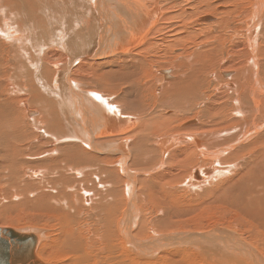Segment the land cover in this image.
I'll return each mask as SVG.
<instances>
[{
  "label": "bare ground",
  "instance_id": "6f19581e",
  "mask_svg": "<svg viewBox=\"0 0 264 264\" xmlns=\"http://www.w3.org/2000/svg\"><path fill=\"white\" fill-rule=\"evenodd\" d=\"M171 186L234 225L164 230ZM0 218L43 264H264V0H0Z\"/></svg>",
  "mask_w": 264,
  "mask_h": 264
},
{
  "label": "rangeland",
  "instance_id": "374dc122",
  "mask_svg": "<svg viewBox=\"0 0 264 264\" xmlns=\"http://www.w3.org/2000/svg\"><path fill=\"white\" fill-rule=\"evenodd\" d=\"M171 6V5H170ZM214 7V10L216 11V12H219V11H224V9H225V11H226V9L229 7V5H224L223 7H217V6H213ZM163 11L165 10V14L166 15H170V14H168V13H170L168 10H167V7L164 9H162ZM224 11V12H225ZM174 13H175V11H174ZM222 13L223 12H220L219 13V15L217 16L218 17V19H217V23L219 24V26H221V27H225L226 26V22L225 21H223L222 19ZM203 16H205V15H203ZM177 18V17H176ZM176 21V23H178V21H179V19L177 18V19H175ZM196 20H198V18L196 19ZM196 20H193L192 22L193 23H195V22H197ZM143 21H144V17H140V22H142L143 23ZM173 21V22H172ZM172 21H169V20H167V25L166 26H170L171 24H175V22H174V20H172ZM139 22V23H140ZM171 24H170V23ZM191 22V23H192ZM138 22H136V24H137ZM135 24V25H136ZM170 24V25H169ZM134 25L132 24V26H131V28H134V27H136V26H134ZM139 26V25H138ZM165 26V25H164ZM165 28L163 27L162 29H159L157 32H159V35H158V33H157V38L159 39V40H162V35H166L167 37H168V35H167V32L169 33V32H171L170 33V35H171V38H172V36H174L175 37V33H176V28H174V29H167V31H165L164 32V34H162V33H160L161 32V30H164ZM168 30H170V31H168ZM172 30V31H171ZM175 30V32L173 33V31ZM230 32H228V34H229ZM185 35V36H189V35H191V34H189V33H186V32H181V35ZM189 34V35H188ZM228 34L227 35H224V34H222L221 32H219L218 31V34H215V33H213V31H210V33H209V35L210 36H216V37H218L219 35L222 37V38H225L226 36H228ZM170 35H169V37H170ZM183 35V36H184ZM173 37V38H174ZM186 37V39H185V41H186V43H187V45L185 44V47L186 48H192V46L194 45V43L195 44H202V38H200L199 36H198V34H196V36L195 35H191V36H189L188 38ZM169 39V38H168ZM188 43H190V44H188ZM191 44H192V46H191ZM190 46V47H189ZM159 47H161V46H159ZM159 50H160V48H159ZM158 50V51H159ZM161 50H163V49H161ZM164 51H166V52H164ZM173 53V54H172ZM175 52L173 51H171V50H163V51H161V52H159V53H157V54H155V57H157L156 59H158L159 61L161 60V63H164L165 65H167L165 68H170V66H172L173 67V65H172V62L173 63H175V60L173 59L174 57V54ZM164 54V55H163ZM160 55V56H159ZM159 57V58H158ZM163 57V58H162ZM161 58V59H160ZM242 58L244 59V60H241V61H238L237 59H236V57L232 54V51L230 50L229 51V53H228V59L229 60H231V61H234V62H241V63H243L244 61H246V56H242ZM174 68V67H173ZM171 69V68H170ZM221 72H223V71H221ZM221 77H223V75L221 74ZM224 78V77H223ZM233 83V82H232ZM192 115V119H191V116H189V115ZM189 115H188V120L189 121H193L194 119H197V117H195V115H193V113H190ZM189 121H187L186 120V122H189ZM185 122V123H186ZM171 189L173 188H175V189H177V190H174V191H177V193H178V191L180 192V191H182V192H180L179 193V196H180V198L183 200V203L185 202V204H183V205H181V208L182 209H184V210H186V211H188V212H186L185 211V213H183V218L181 217V218H171L170 219V221H173V222H170V224H169V226L168 227H166L165 225H163L164 226V228H163V226H162V228L161 229H164V230H166V229H168L169 227L172 229H168L169 231H172V232H185V231H187V232H190V230H192V231H207V230H209L210 228V230H212L213 229V225L212 224H214V226L215 225H219V223H220V225L221 226H223V225H234L233 224V222H232V218H233V213L231 212V211H229V210H227V209H225V207L222 205V204H220L219 202H217L216 200H212V199H210L209 197L208 198H204V200H206L207 201V203H209V204H207L206 202V204H198V201H199V199L200 198H198V197H195L194 196V194L196 193H192V194H189L190 192H189V190H187V189H179L178 190V188L177 187H174V186H171L170 187ZM173 189H172V191H173ZM187 190V191H186ZM189 192V193H188ZM222 192L223 191H220L218 194H217V198L216 199H218V197H220V195L222 196L223 194H222ZM197 194V193H196ZM190 198H191V200H190ZM197 202H195V201ZM198 200V201H197ZM211 200V201H210ZM196 203V204H195ZM192 204H193V206H192ZM187 206V207H186ZM220 209V210H219ZM228 211V212H227ZM222 212H225V213H223L221 216L222 217H220V214L219 213H222ZM231 212V213H230ZM190 214V215H187V214ZM209 213V214H208ZM10 215H12V216H15V215H17V212L16 213H13V214H10ZM186 215V216H185ZM192 215V216H191ZM207 216V217H206ZM23 217V216H22ZM218 217H220V218H218ZM223 217H224V219H223ZM16 218H18V219H20L21 220V217H16ZM18 219H15V220H13V222H14V224L16 225V226H18V224H16L17 222L19 223V221H18ZM183 219V221H181ZM175 220V221H174ZM180 220V221H179ZM218 220H220V221H218ZM222 220H224V221H222ZM227 220V221H226ZM5 220L4 219H1L0 218V222H4ZM17 221V222H16ZM22 221H23V219L21 220V223L19 224V228H17V229H21L20 227H22V228H25V227H29L27 224H29L27 221H25V222H23L22 223ZM16 222V223H15ZM155 222V223H154ZM183 222V223H182ZM27 223V224H26ZM158 223V220L157 219H155L154 221H153V225L151 224V226H152V228L153 229H157L156 228V224ZM174 223H175V225H176V227H175V225H174ZM181 223V224H180ZM185 223V224H184ZM217 223V224H216ZM23 224H24V226H23ZM173 226H172V225ZM181 225H183V226H181ZM16 226H14V227H16ZM178 226V227H177ZM184 229V231H182L183 229ZM227 228V227H226ZM181 229V230H180ZM207 229V230H206ZM209 230V231H210ZM166 232V231H165ZM248 233H250V232H248ZM246 236V235H245ZM181 249H183V247H181ZM176 260V261H175ZM186 260V261H185ZM198 259H194V260H192V258H190V259H184V260H182V259H178V258H170V259H168V262H167V260L165 261V262H167L168 264H192V263H196V264H204L203 262H201L200 263V261L198 260ZM169 261H170V263H169ZM174 262V263H171V262ZM178 261V262H177ZM183 261V262H182ZM193 261V262H192ZM164 261H160V262H157V264H166ZM180 262H182V263H180ZM186 262V263H185ZM188 262V263H187ZM191 262V263H190ZM207 264V263H206Z\"/></svg>",
  "mask_w": 264,
  "mask_h": 264
},
{
  "label": "water",
  "instance_id": "95a60500",
  "mask_svg": "<svg viewBox=\"0 0 264 264\" xmlns=\"http://www.w3.org/2000/svg\"><path fill=\"white\" fill-rule=\"evenodd\" d=\"M169 78L168 72H163ZM231 73L224 72L229 77ZM233 85H226L230 89ZM38 237L35 234L19 233L12 228H0V264H43L36 257Z\"/></svg>",
  "mask_w": 264,
  "mask_h": 264
},
{
  "label": "snow or ice",
  "instance_id": "6c2138e0",
  "mask_svg": "<svg viewBox=\"0 0 264 264\" xmlns=\"http://www.w3.org/2000/svg\"><path fill=\"white\" fill-rule=\"evenodd\" d=\"M95 95V94H94ZM97 99H99V97H97Z\"/></svg>",
  "mask_w": 264,
  "mask_h": 264
}]
</instances>
